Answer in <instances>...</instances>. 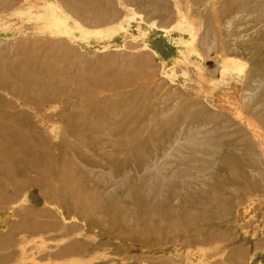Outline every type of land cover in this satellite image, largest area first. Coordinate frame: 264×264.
I'll return each instance as SVG.
<instances>
[{
    "label": "rangeland",
    "instance_id": "374dc122",
    "mask_svg": "<svg viewBox=\"0 0 264 264\" xmlns=\"http://www.w3.org/2000/svg\"><path fill=\"white\" fill-rule=\"evenodd\" d=\"M0 264H264V0H0Z\"/></svg>",
    "mask_w": 264,
    "mask_h": 264
},
{
    "label": "bare ground",
    "instance_id": "6f19581e",
    "mask_svg": "<svg viewBox=\"0 0 264 264\" xmlns=\"http://www.w3.org/2000/svg\"><path fill=\"white\" fill-rule=\"evenodd\" d=\"M12 146H13V145H12ZM26 156H28V155L23 154L21 157L24 158V157H26ZM22 161L25 162V164H27V168H29V169H30L31 167H33L34 164L37 165V162H34V161L31 160L29 157H28L26 160H25V159H22ZM22 161H20V162L22 163V165H24V163H23ZM20 162H19V163H20ZM40 165H41V164L39 163V166H40ZM24 167H25V166H24ZM33 168H36V167H33ZM37 168H38V167H37ZM38 169L41 170V169H42V166H41V168L39 167ZM17 204H19V203H17ZM10 207H11L12 209H14V206L11 205ZM11 208H10V209H11ZM45 239H47V238H45ZM50 239H51V238H50ZM50 239H49V240H50ZM69 242H70V241H69ZM65 248H67V247H65ZM53 250H54V249H53ZM57 252H58V251H57ZM57 252H56V253H57ZM64 252H65V251H64ZM67 253H68V252H67ZM75 257H76V256H75Z\"/></svg>",
    "mask_w": 264,
    "mask_h": 264
}]
</instances>
